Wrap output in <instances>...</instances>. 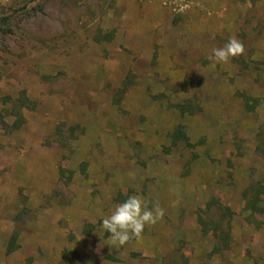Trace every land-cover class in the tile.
<instances>
[{"label":"rangeland","instance_id":"374dc122","mask_svg":"<svg viewBox=\"0 0 264 264\" xmlns=\"http://www.w3.org/2000/svg\"><path fill=\"white\" fill-rule=\"evenodd\" d=\"M0 264H264V0H0Z\"/></svg>","mask_w":264,"mask_h":264},{"label":"clouds","instance_id":"9594fccd","mask_svg":"<svg viewBox=\"0 0 264 264\" xmlns=\"http://www.w3.org/2000/svg\"><path fill=\"white\" fill-rule=\"evenodd\" d=\"M244 51L243 43L232 37L222 47L212 48L208 60L212 62V66L216 63L227 64ZM164 215L165 211L159 202H154L149 207L144 196L135 194L115 205L109 214L104 215L101 228L110 234L109 240L118 251L133 238H140L146 226L155 225Z\"/></svg>","mask_w":264,"mask_h":264},{"label":"trees","instance_id":"16d2710c","mask_svg":"<svg viewBox=\"0 0 264 264\" xmlns=\"http://www.w3.org/2000/svg\"><path fill=\"white\" fill-rule=\"evenodd\" d=\"M185 138V137H184ZM185 140L188 141L187 138H185ZM260 194V193H259ZM258 194V195H259ZM252 210L254 211H257L258 210V207L256 205V203H253L252 205ZM18 248V245L16 243V236L13 235V237L11 238L9 244H8V247H7V254H11L12 252H14L16 249Z\"/></svg>","mask_w":264,"mask_h":264}]
</instances>
